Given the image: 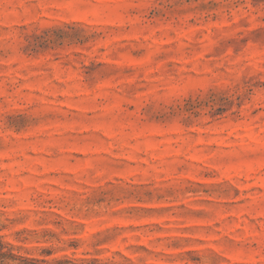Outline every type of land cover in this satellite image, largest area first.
Here are the masks:
<instances>
[{"label": "rangeland", "instance_id": "obj_1", "mask_svg": "<svg viewBox=\"0 0 264 264\" xmlns=\"http://www.w3.org/2000/svg\"><path fill=\"white\" fill-rule=\"evenodd\" d=\"M0 237L264 264V0H0Z\"/></svg>", "mask_w": 264, "mask_h": 264}, {"label": "trees", "instance_id": "obj_2", "mask_svg": "<svg viewBox=\"0 0 264 264\" xmlns=\"http://www.w3.org/2000/svg\"><path fill=\"white\" fill-rule=\"evenodd\" d=\"M48 255H51V252H47ZM0 264H118V263H108L103 262L98 259L91 260H73L69 257H60L49 259H37L24 257L14 253L13 248L6 244L2 237H0Z\"/></svg>", "mask_w": 264, "mask_h": 264}]
</instances>
